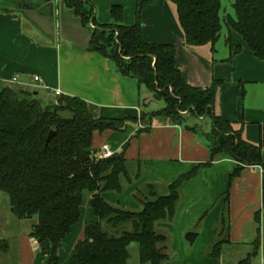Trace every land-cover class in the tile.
Returning a JSON list of instances; mask_svg holds the SVG:
<instances>
[{
    "label": "crops",
    "instance_id": "obj_1",
    "mask_svg": "<svg viewBox=\"0 0 264 264\" xmlns=\"http://www.w3.org/2000/svg\"><path fill=\"white\" fill-rule=\"evenodd\" d=\"M88 1L94 6L97 25L113 24L110 10L121 6L124 25L130 27L135 25L139 3L144 0ZM53 4L54 39L19 12L0 14V81L38 89L44 95L50 93L52 99L56 97L52 91L60 90L63 96L85 101L95 119L129 121L124 132L96 133L93 140V149L99 154L104 145L121 153L129 144L125 157L133 163V177L140 164V179H135L123 194L103 195L112 206L137 212L141 209L138 190L149 184L165 190L202 165L195 177L183 184L175 219L156 225L157 232L167 239L169 261L165 264H241L248 257L249 264H264V169L245 168L229 188L238 164L227 155L211 160L206 137L213 130L210 118L196 119L211 120L205 136L159 120L148 132L141 130V124L133 120L160 111L164 103L136 80L121 77L110 59L89 51L93 33L62 2ZM141 20L147 44L175 48L177 66L190 87L208 90L214 81L221 82L214 114L232 123L236 131L242 130L245 141L258 145L264 125V62L243 39L228 32L225 43L219 47V40L214 52L211 46L188 48L176 9L166 0L145 5ZM231 47L241 50L232 57ZM35 76L49 90L33 82ZM189 118L190 127H200ZM228 191V210L224 213ZM91 199L86 195L80 222L63 241L59 264H70L77 244L84 239L86 225L99 221ZM38 222L33 218L18 220L10 229L5 226L0 241H6L9 250L0 253V264H48L45 246L31 237ZM188 233L198 235L193 245L185 239ZM217 243L223 246L220 257L214 259L210 255Z\"/></svg>",
    "mask_w": 264,
    "mask_h": 264
},
{
    "label": "trees",
    "instance_id": "obj_2",
    "mask_svg": "<svg viewBox=\"0 0 264 264\" xmlns=\"http://www.w3.org/2000/svg\"><path fill=\"white\" fill-rule=\"evenodd\" d=\"M50 1H60L73 10L83 27L93 33L89 51L110 59L121 77L136 80L164 103L160 111L133 120L141 124V130L148 132L159 120L200 133L187 124L188 118H210L213 130L206 137L211 160L227 155L238 164L229 188L245 168L264 169V125L260 127L258 145L245 141L242 130L236 131L232 123L213 112L220 81H214L208 90L190 87L177 66L175 48L145 42L141 11L156 0L139 3L136 23L130 27L124 25L121 6L110 10L113 24L102 26L97 25L94 6L88 0ZM166 1L176 9L186 46L193 50L211 46L214 52L223 31L221 3ZM3 5L9 6L4 9L6 13L17 12L20 6L16 0H0V11ZM233 8L235 18L226 17L225 27L228 32L237 33L256 58L264 62V0H238ZM240 50L241 47H231L232 57ZM128 122L95 119L88 104L75 97L62 95L44 102L38 89L0 81V192L8 195L18 220H39L31 237L45 246L43 253L47 252L48 264H59L61 246L80 222L86 195L92 196L91 206L99 221L86 225L84 239L77 244L70 264H128L132 244L139 245L140 264L169 261L167 239L157 232L156 225L175 219L181 188L202 165L170 184L165 195L151 184L138 190L141 209L137 212L112 206L103 195L123 194L135 179H140V164L137 163L133 177V163L125 157L129 144L121 153L101 159L93 149V140L96 133L124 132ZM52 132L54 136L48 141ZM228 200L229 191L226 204ZM227 210L228 204L224 213ZM125 226L130 229L121 231L119 236L113 234ZM222 246L217 243L210 256L219 258ZM8 250L9 244L0 241V253ZM250 260L248 257L241 264H249Z\"/></svg>",
    "mask_w": 264,
    "mask_h": 264
},
{
    "label": "rangeland",
    "instance_id": "obj_3",
    "mask_svg": "<svg viewBox=\"0 0 264 264\" xmlns=\"http://www.w3.org/2000/svg\"><path fill=\"white\" fill-rule=\"evenodd\" d=\"M29 1H36V0H29ZM221 3V12H220V16H221V20H222V24H223V31L221 34V39L219 42V47H221V45H223L225 43V38H228V30L224 25V19L228 16H231L233 18H235V11L233 8V5L238 1V0H217ZM2 10L0 11V14H6V12H4V9L9 8L8 5H3L1 6ZM48 12V11H46ZM23 16V15H22ZM24 17V16H23ZM9 86H13V85H9ZM15 86V85H14ZM41 92V90H40ZM44 98V102L50 101V97L46 96L44 97V94H42ZM189 120H196L193 117H190ZM196 122L200 125L201 129L206 130L207 126L209 125V123H211L210 119H207L206 122H201L196 120ZM204 135V134H202ZM205 136V135H204ZM160 189V191H159ZM158 192L160 195H165L166 191L162 188V187H158ZM13 209L11 208L10 205V199L8 197V195H6L3 192H0V235L1 232L3 231V229L5 228V226H7V229H10V227H12L13 225L17 224L18 220L16 219V217L13 215ZM90 224V223H88ZM130 227L129 226H125L122 228V230L120 231H113L114 235L119 236V234L121 233V231L123 230H129ZM107 231H110L107 227H106ZM129 252H130V260L128 264H140L139 262V245L138 244H132L129 248ZM246 258V257H244Z\"/></svg>",
    "mask_w": 264,
    "mask_h": 264
},
{
    "label": "water",
    "instance_id": "obj_4",
    "mask_svg": "<svg viewBox=\"0 0 264 264\" xmlns=\"http://www.w3.org/2000/svg\"><path fill=\"white\" fill-rule=\"evenodd\" d=\"M19 2L20 6L16 10L21 13L29 22L37 26L45 35L54 39L55 37V11L54 4L50 0H36V1H23L16 0ZM48 11V13L46 12ZM200 133L204 134L201 127L195 128ZM54 136L52 132L49 136L48 141ZM197 234L188 233L185 237L186 241L193 245L196 241Z\"/></svg>",
    "mask_w": 264,
    "mask_h": 264
},
{
    "label": "built area",
    "instance_id": "obj_5",
    "mask_svg": "<svg viewBox=\"0 0 264 264\" xmlns=\"http://www.w3.org/2000/svg\"><path fill=\"white\" fill-rule=\"evenodd\" d=\"M17 80L15 79L14 80V83H16ZM33 82H35L36 84H38L40 87H42L43 85V81L40 77L38 76H35L33 78ZM46 90H49L47 87H42ZM54 93V95L56 97H60L62 96V92L60 90H57V91H52ZM115 153L110 149V147L108 145H104L102 148H101V154H100V158L101 159H108V158H111Z\"/></svg>",
    "mask_w": 264,
    "mask_h": 264
}]
</instances>
